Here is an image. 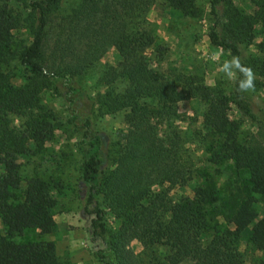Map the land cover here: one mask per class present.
I'll return each instance as SVG.
<instances>
[{"label":"trees","instance_id":"obj_1","mask_svg":"<svg viewBox=\"0 0 264 264\" xmlns=\"http://www.w3.org/2000/svg\"><path fill=\"white\" fill-rule=\"evenodd\" d=\"M78 22L86 21L82 51L72 50V43L57 42L52 60L54 68L44 64L45 38L49 17L61 0H0V66L19 59L34 76L50 78L55 90L72 106L90 103L92 111L99 105L105 114H125L126 134L114 169L105 171L104 140L92 132L89 118L83 120L82 182L88 188L85 211L92 219L90 237L100 243L99 259L103 264H139L128 247L131 239L144 246L164 249L166 264H245L240 244L247 241L264 254V217L260 218L257 203L264 202V113H257L238 90L243 77L237 71L236 97L233 99L216 87L205 84L198 75L180 74L170 80L154 69L146 49L156 47L159 58L166 48L157 45V37L146 19L155 0H81ZM167 5L192 19L201 18L203 9L198 0H166ZM253 12L238 8L233 0H211L213 26L209 32L211 45L239 57L253 71L255 63L241 60L242 44L252 45L257 38V26L264 33V0H252ZM19 8V9H18ZM27 28L31 41L19 53L16 33ZM114 48L121 60L110 67L103 82L104 93L93 98L79 85L108 50ZM264 52V40L258 45ZM59 61V67L56 66ZM118 83L124 87L119 90ZM254 89H264V82L254 81ZM36 88L12 89L6 84L0 69V264H61L54 241L49 240L58 227L56 211L63 188L41 177L24 179L20 174L19 156L42 151L52 140L55 127L47 119L29 115V109L39 102ZM198 99L207 105L203 117L204 140L209 146V162L215 166L234 165L252 185L251 194L241 192L242 202L226 219L216 222L209 232L210 219L206 207L218 201L215 188L204 182L193 197H184L171 204L166 215L159 216L144 205L155 188L169 184L184 186L191 180V170L179 154V136L160 137L153 114L156 110L172 111L180 102ZM242 118L233 116L232 105ZM26 114L25 129L17 134L10 128L8 116ZM73 118L78 116L75 114ZM247 122L260 139L240 140ZM179 134V133H177ZM121 221L115 232L106 228L104 210ZM143 208L146 211H140ZM145 216V217H143ZM214 220V219H213ZM37 231L39 240L18 242L28 232ZM256 264H264L260 259Z\"/></svg>","mask_w":264,"mask_h":264},{"label":"rangeland","instance_id":"obj_2","mask_svg":"<svg viewBox=\"0 0 264 264\" xmlns=\"http://www.w3.org/2000/svg\"><path fill=\"white\" fill-rule=\"evenodd\" d=\"M210 1L198 0V5L203 9L201 18L192 19L182 16L180 12L171 9L166 0H155L147 13L146 19L152 32L157 37V45L166 48L162 58H159L156 47L146 49L150 65L159 73L170 80L177 75L190 74L203 78L206 85L216 87L231 98L236 97L235 87L238 73L229 79L221 70L224 61L232 57L211 45L209 32L213 26L210 15ZM234 4L248 12H253L252 0H233ZM81 0H61L50 17L45 38L44 64L48 70L54 68L52 60L57 42L63 45L72 43V50L82 51L86 44L82 32L86 21H76V14L81 10ZM19 9V8H18ZM257 38L252 45L242 44L241 60L255 63L259 69L254 70L255 80L264 82V52L258 45L264 40L263 28L257 26ZM17 50L31 41L30 31L27 28L16 33ZM121 57L116 49L111 48L102 60L92 68L86 76L79 79L78 85L93 98L104 93L106 86L103 78L110 67L118 66ZM59 67V61L56 64ZM1 73L6 84L12 89L36 88L40 90L39 102L29 109L28 114L39 119H47L54 124L55 133L52 140L48 141L42 151L35 154L19 156L20 174L24 179L21 191L16 197L21 199L26 188V179L41 177L52 184L62 186L61 191H56L59 206L56 211V232L48 237L56 244L57 254L61 264H103L98 252L102 250L100 243H93L90 237V225L93 215L85 211L88 188L83 184L82 163L83 149V120L89 118L92 122V132L99 134L104 140V154L106 158L105 171L111 172L122 150L123 138L127 131L125 114H105L99 105L90 110V103L82 106H70L65 98L58 93L50 78L32 75L26 70L19 59L8 64H1ZM123 83H118L121 90ZM257 113H264V89H254L241 93ZM207 105L198 100L180 102L172 111L156 110L153 114L154 122L159 129L160 137L179 136L181 149L179 154L186 161V167L191 170V180L184 186H171L166 184L155 188L151 199L144 205L159 216L166 215L167 208L184 197H193L195 190L204 182H209L217 191L218 201L206 207L210 219L209 232L214 231L216 222L225 224L226 219L243 200L241 192L251 194L252 185L245 174L238 173L231 163L215 166L209 162V146L204 140L203 117ZM233 116L242 118L237 107L232 105ZM77 118H73V115ZM10 128L17 134L25 129L26 114H11L8 116ZM251 137L260 139V136L247 122H245L240 140L244 144ZM262 141H264L262 139ZM4 173L0 166V176ZM242 200V201H241ZM99 206L104 210L106 228L115 232L120 227L118 220L105 206L103 198H98ZM260 218L264 217V202L257 203ZM146 211L141 208L140 211ZM146 211V215L149 213ZM145 217V216H143ZM214 219V220H213ZM0 228L2 225L0 223ZM37 231L28 232L24 236L16 237L18 242L39 240ZM128 247L136 257L139 264H166L164 249L157 246H144L138 239H131ZM245 264H256L264 259V254L256 251L247 241L240 244ZM183 264H197L188 260Z\"/></svg>","mask_w":264,"mask_h":264},{"label":"clouds","instance_id":"obj_3","mask_svg":"<svg viewBox=\"0 0 264 264\" xmlns=\"http://www.w3.org/2000/svg\"><path fill=\"white\" fill-rule=\"evenodd\" d=\"M229 79H233L238 71L242 79L239 80L238 90L243 92L252 91L255 88V74L250 67L244 66L239 57H232L231 60L224 61L221 69Z\"/></svg>","mask_w":264,"mask_h":264}]
</instances>
